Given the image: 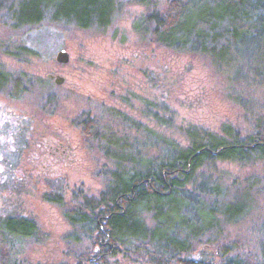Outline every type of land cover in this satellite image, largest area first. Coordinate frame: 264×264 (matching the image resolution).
Wrapping results in <instances>:
<instances>
[{
    "label": "rangeland",
    "instance_id": "obj_1",
    "mask_svg": "<svg viewBox=\"0 0 264 264\" xmlns=\"http://www.w3.org/2000/svg\"><path fill=\"white\" fill-rule=\"evenodd\" d=\"M17 2L0 0V73L12 78L8 88L16 79L22 87L18 97L0 94V216H31L38 232L12 241L0 234V264H9V242L16 264H55L89 247V238L67 237L66 211L79 190L97 195L119 162L73 124L80 113L94 115L102 135L119 138L123 147L116 149L122 156L143 162L162 156L170 142L187 146L192 128L226 139L252 137L257 124L264 129L262 7L238 10V0H113L108 20L80 27L49 15L37 24L19 25L9 8ZM175 4L185 12L197 10V29L209 33L204 47L182 49L153 39L151 11L164 14ZM224 6L238 10L241 18L224 16ZM60 49L69 54L64 63L56 60ZM48 73L63 81L56 83ZM201 162L182 189L212 206L214 237L179 256L225 264L226 256L219 253L225 244L234 246L236 258L259 259L264 150ZM227 206L231 215L223 213ZM137 212L148 227L147 245L128 255L120 250L109 257L112 264H153L142 252L164 248L157 237L164 236V222L144 207Z\"/></svg>",
    "mask_w": 264,
    "mask_h": 264
},
{
    "label": "trees",
    "instance_id": "obj_2",
    "mask_svg": "<svg viewBox=\"0 0 264 264\" xmlns=\"http://www.w3.org/2000/svg\"><path fill=\"white\" fill-rule=\"evenodd\" d=\"M237 5L240 8L238 10L249 5L255 9L262 7L264 12V0H238ZM9 8L11 17L19 25L37 24L49 15L51 19L71 20L85 27L92 23L101 25L108 20L113 0H18L15 7L9 4ZM224 8V11L220 9L224 16L241 18L242 14L238 10L229 11L226 6ZM196 11L190 8L185 12L176 4L164 14L151 11L148 20H151L150 33L153 39L171 47L183 46L182 49L197 45L204 47L203 43L206 44L205 39L209 33L197 29ZM206 22L209 23L210 19ZM235 35L231 32V36ZM212 50L208 51L212 53ZM95 118L94 115L82 112L74 118L73 124L81 128L94 147L108 153L111 160H117L119 166L107 177L97 195H90L83 190L74 194L73 205L66 211L71 225L67 237L69 240L72 237L76 242H81L82 236L89 238L90 245L74 252L70 259L55 264H112L109 257L120 250L128 255L135 252L133 248L139 244L147 245L143 242L146 243L148 227L138 215L137 209L140 207L152 210L153 217L155 215L164 222V236H157L164 241V248L142 252L143 258L153 264H212L210 261L179 256L190 252L198 242H208L214 237L211 233L213 221L208 217L213 214L212 206L204 205L202 197L184 191L182 185L201 165L202 159H240L250 156L256 150H264L262 125L257 124L256 127L260 128L253 132L252 137L245 139H239L236 135L229 139L221 138L208 130L192 128L187 133V146L181 147L170 142L164 145L162 156L143 162L142 158L137 159V156L131 154L122 156L116 147L120 145L122 148L123 143L117 136L102 135L100 122ZM51 197L44 195L49 200ZM231 211L227 206L223 213L231 215ZM37 232L38 225L31 216L21 213L0 216V234L11 241L25 236H37ZM219 249L222 257L226 256L225 264H264V244L260 258L256 260L236 258L231 253L233 245L223 244ZM5 253L9 264L18 263L12 243H8Z\"/></svg>",
    "mask_w": 264,
    "mask_h": 264
},
{
    "label": "flooded vegetation",
    "instance_id": "obj_3",
    "mask_svg": "<svg viewBox=\"0 0 264 264\" xmlns=\"http://www.w3.org/2000/svg\"><path fill=\"white\" fill-rule=\"evenodd\" d=\"M9 84L8 77L5 74L0 73V94L11 95V98L18 97L22 92L19 80H17V82L15 81V84H13L11 88H8ZM1 137H3V135Z\"/></svg>",
    "mask_w": 264,
    "mask_h": 264
},
{
    "label": "water",
    "instance_id": "obj_4",
    "mask_svg": "<svg viewBox=\"0 0 264 264\" xmlns=\"http://www.w3.org/2000/svg\"><path fill=\"white\" fill-rule=\"evenodd\" d=\"M68 55L69 54L65 49H60L56 53V60L60 63H64L68 60ZM47 77L52 79L56 83H61L63 81L62 76H59V75H54V74L48 73ZM196 264H200V263H196Z\"/></svg>",
    "mask_w": 264,
    "mask_h": 264
}]
</instances>
